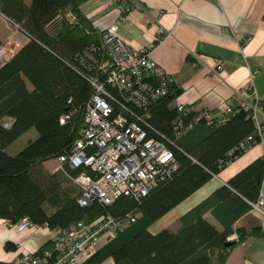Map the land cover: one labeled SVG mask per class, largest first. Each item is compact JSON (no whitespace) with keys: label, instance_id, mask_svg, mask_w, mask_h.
Masks as SVG:
<instances>
[{"label":"trees","instance_id":"trees-1","mask_svg":"<svg viewBox=\"0 0 264 264\" xmlns=\"http://www.w3.org/2000/svg\"><path fill=\"white\" fill-rule=\"evenodd\" d=\"M85 1L0 0V13L27 37L0 65V219L14 224L26 216L35 225L46 223L50 231L67 229L79 221L90 223L102 215L123 223L110 240L88 250L79 264H102L107 259L113 264H223L235 245L264 232L256 227L237 228L235 238L228 240L226 231L216 230L202 214L211 204L226 201L227 196L239 205L228 209L222 205L217 214L223 221L251 209L264 176L263 155L180 217L177 231L163 228L152 233L149 228L241 154L243 151L237 150L227 154L240 140L251 134V146L258 142L249 109L233 97L227 103L230 113L214 110L209 113L210 123L203 118L195 121L198 113L192 105L182 111L175 105L182 88L169 76L166 94L151 100L146 108L126 100V93L110 83L101 68L107 55L100 28L81 9ZM95 81L103 85V96L113 114L136 121L148 137L165 143L175 156L177 169L139 198L121 195L109 205L94 200L82 206L77 202L81 189L68 182L83 172L93 175L92 170L86 166L70 169L65 164L60 171L50 173L44 163L70 153L95 92ZM143 81L159 84L152 75ZM258 107L264 117V101H258ZM220 117L224 120L217 123ZM30 129L37 136L18 152H8V147ZM92 150L87 147L86 151ZM16 248L9 241L4 243L7 251ZM44 249L54 254L50 240L35 253ZM0 264L17 263L0 260Z\"/></svg>","mask_w":264,"mask_h":264},{"label":"crops","instance_id":"crops-1","mask_svg":"<svg viewBox=\"0 0 264 264\" xmlns=\"http://www.w3.org/2000/svg\"><path fill=\"white\" fill-rule=\"evenodd\" d=\"M86 4L82 9L85 14L93 11L91 19L96 25L106 27L114 23L119 35L133 49H148L153 61L182 88L175 105H192L196 113L217 112L233 97L247 102L245 87L249 81L258 101H264V0H132L112 6L108 3L84 7ZM117 6L126 8L122 17ZM13 24L0 13V42L12 49L5 60L27 41L19 30L11 36ZM215 62L219 63V70L213 69ZM6 122L10 123L11 119ZM261 155L264 156V142H257L227 162L189 197L159 218L162 226L157 231L163 228L177 231L180 217L215 189L226 186L230 177ZM44 166L50 173L61 170L56 159L45 162ZM259 191L264 195V176ZM225 200L211 204L202 214L216 230L226 231L228 238L235 235L237 228L256 227L264 232V217L252 209L229 221L227 217L224 221L219 218L217 213L222 205L225 209L239 205L234 197L227 196ZM50 236L51 231L43 227L16 232L7 220L0 219V260L16 262L23 253L35 252ZM7 241L15 244L16 250H5ZM105 263L113 264L111 259L102 264ZM223 264H264V233L235 245Z\"/></svg>","mask_w":264,"mask_h":264},{"label":"built area","instance_id":"built-area-1","mask_svg":"<svg viewBox=\"0 0 264 264\" xmlns=\"http://www.w3.org/2000/svg\"><path fill=\"white\" fill-rule=\"evenodd\" d=\"M121 1L128 3L132 0H114L115 3ZM108 3L102 2L98 7ZM117 7L120 15L126 10L123 6ZM85 15L91 19L93 11ZM96 26L101 30V43L107 55L106 61H101V68L107 72L108 81L115 84L122 93H126V100L140 108H146L151 100L166 94L168 74L153 61L147 48L133 49L119 35L114 23L106 27ZM18 30L19 27L16 33ZM2 49L3 46L0 47V62L6 58ZM212 67L220 69L218 62L213 63ZM148 75L157 79L158 86L143 81V77ZM94 86L95 92L86 105L79 137L68 155H61L56 159L59 168L62 169L66 164L70 169L86 166L92 170L93 175L83 172L72 179L81 189L77 202L82 206H87L94 200L109 205L121 195L137 198L144 196L177 169L175 156L165 143L148 137L136 121L128 120L121 113L113 114V107L103 96L106 92L103 85L95 81ZM245 88L249 99L244 101V108L250 111L258 142H264V117L259 112L252 82L249 81ZM185 107L187 105H178V110L182 111ZM218 111L231 112L226 104L220 106ZM200 118L208 123L213 120L208 111L198 113L195 121ZM223 120L220 117L216 121L220 123ZM60 121L63 122L64 118L60 117ZM252 143L253 135L249 134L227 154H231L233 150L245 151ZM87 147L93 150L87 152ZM251 209L264 217V195L261 191L251 203ZM130 217L133 221L134 218ZM10 225L16 232L29 228H47L46 223L42 226L35 225L26 216ZM122 225L110 215H102L90 223L79 221L67 229L51 230L49 240L54 254L46 249L41 254L23 253L16 263L79 264L87 256L90 247H95L101 240H110ZM234 238L235 235H232L228 240Z\"/></svg>","mask_w":264,"mask_h":264},{"label":"rangeland","instance_id":"rangeland-1","mask_svg":"<svg viewBox=\"0 0 264 264\" xmlns=\"http://www.w3.org/2000/svg\"><path fill=\"white\" fill-rule=\"evenodd\" d=\"M102 2H109V3H111V6L112 5H114V0H86L84 3H82V5L83 4H86L84 7H86L87 5H88V7L91 5V4H94V5H98V4H100V3H102ZM82 5H81V8H82ZM87 7V8H88ZM16 29H18V27L14 24L13 25V28L11 29V34L12 33H16ZM2 51H4V55H6L7 56V54L10 52V51H12V49H7L5 46H3V49H2ZM245 90H247V89H245ZM248 97H249V93H248ZM37 136V132L34 130V129H30L29 131H27L26 133H24L22 136H20L16 141H14L9 147H8V149H7V151L8 152H10V153H15V152H18L21 148H23L25 145H26V143H27V141L29 140V139H33V138H35ZM47 163H49V161L48 162H46V164ZM68 184L69 185H76V187L75 188H77V189H79L80 190V188H79V186L71 179L69 182H68ZM65 185H66V183H65ZM160 220V219H159ZM159 220H157V221H159ZM157 221L156 222H154L152 225H151V230L152 231H157L158 230V228H160L162 225L160 224L161 223V220L157 223ZM165 221V220H164ZM102 242V240L101 241H99V243L97 244V246H99V244ZM96 246V247H97ZM93 249H95V247H90V249L89 250H93ZM105 264H108V263H105Z\"/></svg>","mask_w":264,"mask_h":264}]
</instances>
